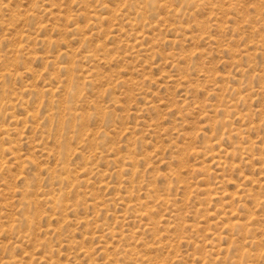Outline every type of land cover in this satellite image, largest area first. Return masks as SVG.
Listing matches in <instances>:
<instances>
[{
  "label": "rangeland",
  "instance_id": "1",
  "mask_svg": "<svg viewBox=\"0 0 264 264\" xmlns=\"http://www.w3.org/2000/svg\"><path fill=\"white\" fill-rule=\"evenodd\" d=\"M0 264H264V0H0Z\"/></svg>",
  "mask_w": 264,
  "mask_h": 264
}]
</instances>
